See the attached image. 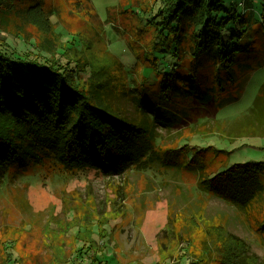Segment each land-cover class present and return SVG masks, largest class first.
Listing matches in <instances>:
<instances>
[{
	"label": "rangeland",
	"instance_id": "obj_1",
	"mask_svg": "<svg viewBox=\"0 0 264 264\" xmlns=\"http://www.w3.org/2000/svg\"><path fill=\"white\" fill-rule=\"evenodd\" d=\"M169 2L39 0L29 24L0 37L11 53L75 67L85 86L101 81L126 116L139 115L138 94L155 102L146 116L160 146L190 148L187 160L204 150L205 175L264 162V0H224L238 14L223 29L232 63L171 55L158 38ZM160 76L180 79L173 97L154 94ZM18 168L0 176V264H264V189L238 207L200 192L191 168L106 175L49 158Z\"/></svg>",
	"mask_w": 264,
	"mask_h": 264
},
{
	"label": "trees",
	"instance_id": "obj_2",
	"mask_svg": "<svg viewBox=\"0 0 264 264\" xmlns=\"http://www.w3.org/2000/svg\"><path fill=\"white\" fill-rule=\"evenodd\" d=\"M39 4V0H0V30L11 22V30L18 33L21 26L29 24L31 12L42 10ZM162 11H166V19L158 38L171 55L194 61L205 57L203 62L216 63L218 58L213 54L219 53L220 58L230 56L229 63L233 62L232 51L222 54L223 29L228 22L237 21L238 14L225 8L224 0H170ZM241 14L246 17L239 25L248 26L254 17L252 11ZM259 16L264 29V6ZM244 30L241 27L240 34ZM240 34H231L227 42ZM77 71L11 53L0 37V176L8 168L42 163L46 158L66 168H99L106 175L123 174L132 167L165 174L191 168L202 174L197 183L202 193L238 207L260 198L263 161L232 163L205 175L204 150H195L187 160L190 148L160 146L154 121L146 116L152 114L155 102L149 103L138 94L134 101L138 102L139 115L136 119L126 116L103 96L107 90L104 83L85 86ZM175 77L166 81L160 76V87L154 94L173 97V88L180 80ZM261 222L259 228L264 231ZM18 262L26 263L24 258Z\"/></svg>",
	"mask_w": 264,
	"mask_h": 264
}]
</instances>
